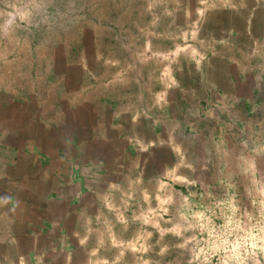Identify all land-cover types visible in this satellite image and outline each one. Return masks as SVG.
Here are the masks:
<instances>
[{"label": "rangeland", "instance_id": "374dc122", "mask_svg": "<svg viewBox=\"0 0 264 264\" xmlns=\"http://www.w3.org/2000/svg\"><path fill=\"white\" fill-rule=\"evenodd\" d=\"M263 10L0 0V46L28 51L29 82L12 86L23 165L5 154L0 264H264V92L220 78L224 46Z\"/></svg>", "mask_w": 264, "mask_h": 264}, {"label": "crops", "instance_id": "0c3cea01", "mask_svg": "<svg viewBox=\"0 0 264 264\" xmlns=\"http://www.w3.org/2000/svg\"><path fill=\"white\" fill-rule=\"evenodd\" d=\"M261 7H263V6H261ZM263 12H264V10H263ZM263 12H261L262 15L260 16V19H261L260 25L255 24L253 22V18H252L251 22H250V20L248 21L247 26L244 25L243 29L242 28L239 29L238 36L236 38V39H239V41L234 40L232 43L233 46H231V47L224 46V49H223L224 50L223 51L224 56L222 57V59H224V61H223L224 68L222 69V73H221L220 78H221V81L224 82V91L225 92H227V88H228V92H229L231 90V87H235L233 84L234 82L232 81V84L230 82L231 78L236 80V82H238L239 85H243V86H249L250 85L254 90L253 91L251 89L252 93L257 94L259 92H264V13ZM262 16H263V18H262ZM249 22H250V24H249ZM246 27H248V32L246 30ZM257 27L260 28V30H257V33H254L252 31V28L255 29ZM243 41L246 42L244 44V48H243ZM21 45H22V43H21ZM14 46H15V44H14ZM17 46L18 45H16V47ZM235 46H237V47L234 49ZM10 48H12V47H10ZM56 48L52 47L53 50H51V53L50 52L47 53V55H46L47 60L53 61V56L59 55L61 53L58 49L56 51L55 50ZM9 49L7 46H0V62H1V65H0V172H1V168L4 169L3 162L7 161V158L5 155L6 153H10L11 155L13 154V156H15L14 159H13V157H11V160H12V162L14 161L15 163H17L16 166H22L23 165V156H21L20 160L18 158L19 153L23 154L22 152H20L21 146L19 143H17L16 138H14V139L11 138L10 139L11 141H8V136H7L6 131L8 128V124H12L11 122L13 121V119H15V117L22 118L23 117L22 115H24V113L26 112L23 109H21L17 106L14 107L12 105V101L16 102V97H17L16 96L17 89L15 90V87H17L18 83L20 86L24 82L29 84L28 81H24L19 75L17 76L18 72H22L23 61L25 60V56H28V51H25V52H24V50L22 51L21 54L24 57V59L20 55V58L18 60H15L16 56L15 57L13 56L15 54L14 49L13 48L10 50ZM16 49L18 50V49H24V48L23 47L19 48V46H18ZM9 56H11V58H8ZM27 59L31 61L30 56L27 57ZM252 60H255V62H256V63H254L255 65H252V63H250ZM243 63H244V66H243ZM54 64H55L54 62H52V64L47 62V65H49V66H52ZM245 64H247V66ZM29 65L31 66L32 63L29 62ZM60 66H63V65H60ZM69 67H71L70 64H69ZM47 70H49V69H47ZM236 72H238V75H236ZM242 72H244L245 74L249 73L248 74L249 78L247 76L241 75ZM253 73H258V74H255V76H254ZM217 75L218 74L214 73L213 78L215 79L217 77ZM229 76H231V77H229ZM35 78H36V80L39 79L37 77H35ZM64 78H65V76H64ZM243 78L249 79V80H247L246 83L243 84V82H244ZM64 81H65V79H64ZM250 81H252V82H250ZM31 82H33V81H31ZM33 83H35V80ZM13 84H15V87H12ZM235 85L237 86V84H235ZM11 89H14L15 94H13V96L15 97V100L8 97L11 95V93L9 92V90H11ZM9 99L11 102L9 101ZM73 99H75V101H77V99H78V101H80L81 97L80 96L77 97L76 95H74ZM48 100H49L48 102H50V103H52V101H53L52 97L51 98L49 97ZM7 101H9L10 103H7ZM22 101L24 102V100H22ZM238 101H243V99L240 97L238 99ZM244 101H245V99H244ZM255 102H260V103L264 104V97H262L261 100L255 99ZM17 109H18V111H17ZM262 117L263 118H261L262 119L261 123L264 124V114ZM20 130H21V128H20ZM259 133H262V131ZM8 144H10V145H8ZM4 171H5V169H4ZM10 172H11V170H10ZM31 172L32 171H30L29 173H31ZM5 173L7 175V173H8L7 170ZM15 173H16V171H14V173H9V175L15 176L16 175ZM12 251L14 252V254L17 252L16 249H15V251L14 250H12ZM14 254L12 256H14ZM62 256H63V254H62ZM62 258H64V257H62Z\"/></svg>", "mask_w": 264, "mask_h": 264}]
</instances>
